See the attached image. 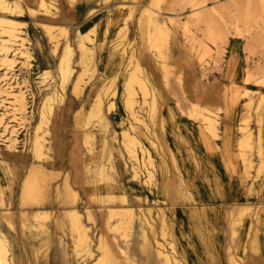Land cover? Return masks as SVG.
I'll use <instances>...</instances> for the list:
<instances>
[{
    "label": "rangeland",
    "instance_id": "374dc122",
    "mask_svg": "<svg viewBox=\"0 0 264 264\" xmlns=\"http://www.w3.org/2000/svg\"><path fill=\"white\" fill-rule=\"evenodd\" d=\"M120 1L126 3H120L115 14L116 35L111 10ZM250 1L255 0H54L56 7L51 5L49 13L36 9L38 0H9L13 9L0 13L24 20L19 24V32L24 37L28 33L24 44L22 37L15 40L8 33H0V89L4 91L0 93V211H12L10 218L0 216V238L6 245L9 264H98L102 239L107 243L108 264L132 263L124 260L127 249L138 262H145L148 256L139 249L144 240L151 245L156 240L165 243L173 251L171 255L179 258L178 264H202L197 229L176 222L169 216L167 205L164 220L159 207L154 208L173 203L171 180L176 182V203L221 208L217 222L207 227V233L218 246L222 264H264V205L259 202L264 201V126H260L255 115L259 100V108H264V17L257 8L260 1L254 3V9L249 7ZM145 5H150L153 18L164 23L162 27L167 26L168 36L154 38L156 27L143 14ZM122 11L126 18L122 19ZM40 20L53 23L49 25L52 29L46 26L45 31L44 24L37 22ZM91 20L95 22L93 30L78 33L83 51L80 61L81 49L74 33L76 28L85 29ZM122 25L124 32L120 31ZM67 42L73 48L68 45L64 58L68 61L73 54L74 70L62 88L63 72L60 79L58 63ZM113 57L118 61L108 70ZM188 66L197 73H191ZM43 68L49 69L50 75L41 83ZM132 75L145 80L148 91L156 94L158 106L163 98L167 107L157 108L154 114L149 106L153 93L142 91L139 82L130 79ZM128 88H132L130 94ZM54 90L58 92L49 99L46 109L51 107L53 111H48L49 118L39 124L43 102ZM91 90L99 93L96 99H101L105 123L94 109L88 113L96 102L93 94L86 104ZM17 99H23V107ZM107 100L112 101L105 109ZM169 103L177 109L179 122L168 117L173 112ZM114 112L122 116L114 119ZM161 116L166 117L165 121ZM259 118L263 119L262 113ZM181 119L187 120L195 128L194 134L203 136L206 142L186 138ZM246 123L242 132L236 128ZM261 127L259 149L255 138ZM127 130L136 137L128 147ZM248 131L250 146H241ZM170 132L178 134L182 141L185 139L183 145L189 149L192 160L183 162L179 157L178 161L193 171L195 185L183 181L181 171L174 165L175 147L167 137ZM242 133L238 145L236 141ZM226 150L237 154L236 166H232ZM202 154L215 166L210 171L211 179L220 178L219 197L200 193L213 188V182H206L201 173V163L206 162ZM246 155L251 158H245ZM81 160L86 173L79 184L74 174ZM34 167L44 169L40 179L29 174ZM231 169L237 170L238 176L233 172L232 176ZM172 170L174 177L167 181ZM27 176L28 182L34 179V188L39 180L40 191L23 196ZM68 180L77 191L73 204L62 200L61 190ZM54 182L57 191L53 190ZM146 188L155 192L149 193ZM137 194L141 197L137 198ZM144 194L151 199L144 201ZM51 195L61 200L59 207L55 199L48 202ZM222 201L226 206L232 201V206H222ZM207 203L221 205L205 206ZM111 206L133 209L123 213L118 209V214L109 216ZM148 206L150 210L141 209ZM72 207L82 214L88 242L75 235L67 220L61 221L65 209ZM45 208H49L48 214L35 220L34 209L41 216ZM231 208L234 212H230ZM243 209L249 211L248 215L243 214ZM23 211L29 217L26 224L21 216ZM255 230L260 238L253 241ZM54 237L60 240L54 241ZM214 254L210 250V255ZM248 256L252 261L247 262Z\"/></svg>",
    "mask_w": 264,
    "mask_h": 264
},
{
    "label": "bare ground",
    "instance_id": "6f19581e",
    "mask_svg": "<svg viewBox=\"0 0 264 264\" xmlns=\"http://www.w3.org/2000/svg\"><path fill=\"white\" fill-rule=\"evenodd\" d=\"M256 1H258V0H255V1H250V3H249V7L251 8V9H254L253 8V6H255V2ZM260 1V3H259V6L257 7L258 8V10H259V12L261 13V17H264V3H263V0H259ZM201 2H199V3H194V5L195 4H200ZM36 4V3H35ZM14 5L15 6H19V4H18V2H15L14 3ZM21 5V4H20ZM51 5H54L55 6V3H54V0H38V5L36 6V9H39V8H42L43 10H46V11H50L49 13H51V10H49L50 9V7H51ZM256 5H258V3H256ZM38 7V8H37ZM7 10L8 9V11L9 10H11V9H13V6L12 5H10V3H9V0H0V10ZM15 9V8H14ZM23 9V8H22ZM149 9H150V5H145V9H143V14H145V15H147L148 17H149V20L151 21V22H153L154 24H155V27H156V34H155V37L154 38H156V39H158V38H165V36L167 35H169V33H168V31H167V26L166 27H162V24H164V23H162V24H160L161 23V20H159V18H157V17H155L154 16V18L152 17V14H150V12H149ZM197 9V7L194 9V10H196ZM33 10H35V9H33ZM14 11V10H13ZM21 11V10H20ZM23 11V10H22ZM257 11V10H256ZM12 14V13H11ZM197 14V13H196ZM259 14V13H258ZM260 15V14H259ZM147 20V19H146ZM164 22V21H163ZM21 23H24V21H21L20 19H17L16 17H13V15L12 16H10V15H6V14H2V13H0V33L1 32H5V33H8L9 34V36H11V37H13L15 40H18V38H21L22 40H23V44H24V39H27V36H28V33L25 35V37L24 36H22V34L23 33H21V32H19V24H21ZM46 26H47V24H46ZM45 26V27H46ZM165 26V25H164ZM48 27V29L50 30V29H52L51 27H49V26H47ZM63 27V26H62ZM125 28H124V25H122V29H121V32H124L125 30H124ZM65 30V29H64ZM24 32V31H23ZM49 33V32H48ZM2 34V33H1ZM152 40H154V39H152ZM77 42H81V38L79 37V34H78V37H77ZM1 44V43H0ZM85 46V45H84ZM84 51H86V50H84ZM24 52L25 53H27V48L26 49H24ZM6 58L7 59H11V60H13L12 58H9V57H7L6 56ZM64 57H62V59H63ZM62 61V60H61ZM63 66H62V69H60V70H62V72H63V79H62V82H61V86H62V88H64L65 87V85H66V83H67V80H68V78L70 77V75H71V73H72V67H71V65H70V63H68V62H66V60H65V58H64V61H63V64H62ZM47 74H48V77H49V70H47V71H44V72H42L41 73V80H40V82L42 83L44 80H45V78H46V76H47ZM62 74V73H61ZM62 76V75H61ZM130 79L133 81H138L139 82V85L142 87V91H144L146 94L148 93V92H150V93H153V91H148V87L146 86V83H145V80L144 79H142V78H140V77H137V76H135V75H132L131 77H130ZM183 79V78H182ZM130 91H132V88H128V94H130ZM2 92H4V91H1V89H0V93H2ZM57 90H54V91H51V93L50 94H48L47 96H46V98H45V101L43 102V106H42V108H41V119H40V121H39V124H41V122H43V121H45V120H47L48 118H49V116H48V111H49V114L50 113H52V108L50 107V109L49 110H46V109H48L49 107L47 106V105H50V103H49V99L50 98H54L55 97V95L57 94ZM8 93V92H7ZM156 95V94H155ZM155 95H154V93H153V96H152V100L151 101H149V106H150V109H151V111H153V113L155 114L156 113V111H158L159 109H157V108H159V107H162L163 109H165L166 107H167V104H166V102H165V100L162 98V101H161V103H160V105L158 106L157 105V103H156V100H155ZM97 97H99V95L97 96ZM205 99H206V96H205ZM18 100V99H17ZM18 101H20V105H22L21 107H23L24 106V101H23V99H21V100H18ZM96 102L94 103V106L90 109V111H88V113L90 114L91 113V111L94 109V111H96V114H97V116L99 117V119H100V121L101 122H104L105 121V118H104V114H103V111H102V104H101V99L100 98H97L96 100H95ZM251 102V101H250ZM47 103H49V104H47ZM54 103V102H53ZM127 104L128 105H130L131 104V97H129L128 99H127ZM169 104H172V103H169ZM214 106V105H213ZM170 107V106H169ZM174 107V106H173ZM214 108V107H213ZM172 109H174V108H172ZM165 111V110H164ZM170 111H173V110H170ZM93 112V111H92ZM174 112H172V114H173ZM175 114V113H174ZM94 115V114H93ZM208 115H210V114H208ZM92 116V115H91ZM152 116V115H151ZM162 116H164V115H162ZM161 116V120H163V121H165V118L166 117H162ZM171 117V116H170ZM173 117V116H172ZM176 117V116H175ZM160 118H158L157 120H159ZM208 119H212V118H208ZM214 119V118H213ZM156 120V119H155ZM166 120H168V119H166ZM173 120H174V118H173ZM176 120V119H175ZM215 120V119H214ZM161 122V121H160ZM159 122V123H160ZM176 122V121H175ZM105 123V122H104ZM209 124H210V122H209ZM210 126H212V123H211V125ZM247 127V126H246ZM41 129V128H40ZM125 133H126V141H125V144H126V147H128V146H130L131 144V142L133 143L134 142V140H135V138L136 137H134L133 135H130V133L128 132V131H125ZM206 133V132H205ZM245 140H244V142L242 143V145L241 146H247V147H249L250 146V138H251V133L248 131V132H246L245 134ZM243 135V136H244ZM41 136V135H40ZM36 138V137H35ZM40 138V137H39ZM205 139V138H204ZM37 140V139H36ZM206 140V139H205ZM242 142V141H241ZM36 143V142H35ZM34 143V144H35ZM241 144V143H240ZM211 145V144H210ZM35 147H36V144H35ZM37 149H38V147H36ZM169 148V147H168ZM142 149H143V147H142ZM187 149V148H186ZM246 149V148H245ZM133 150V148H131V151ZM134 150H136L135 148H134ZM145 150L143 149V152H144ZM245 151V150H244ZM38 152H41V148H40V151H37V154H38ZM128 153H129V151H128ZM145 153V152H144ZM40 154V153H39ZM38 154V155H39ZM45 155V154H44ZM145 156V155H144ZM150 157L151 156H149V160H150ZM226 158V157H225ZM174 159V158H173ZM176 159V158H175ZM175 161V160H174ZM138 162V161H137ZM177 162V161H176ZM244 162V161H243ZM252 163V162H251ZM244 164V163H243ZM250 164V163H249ZM249 164H247L248 166H249ZM139 165V164H138ZM245 165V164H244ZM38 169V167H34V168H32V170L30 171V173L29 174H32V175H34V176H36L37 177V179H40L41 178V176L44 174V172L45 171H43L42 169H40V170H37ZM105 170V169H104ZM248 172V171H247ZM28 174V175H29ZM246 176H247V174L248 173H244ZM35 177V178H36ZM245 177V176H244ZM109 178V177H108ZM243 178V177H242ZM110 179H112V178H110ZM32 180V179H31ZM34 180V179H33ZM32 180V181H33ZM36 180V179H35ZM32 181H30V182H28V176H27V180H26V182H25V185L23 186L24 187V190H23V188H22V190H23V196H29V195H31L30 194V192H32L33 190H36L35 192H38V191H40V186H39V180H36V181H38V186L36 187V188H34L35 187V185H34V187H32V184L34 183H32L31 184V182ZM35 181V182H36ZM243 182H245L246 181V179L244 178L243 180H242ZM109 182V181H108ZM37 183V182H36ZM217 185V184H216ZM65 189H66V195L72 200L73 199V202L74 201H76V199H77V191H75L70 185H69V183L67 182L66 183V186H65ZM33 193V192H32ZM63 193V192H62ZM37 194V193H36ZM121 201H126V197L125 196H122L121 197ZM71 203V202H70ZM71 204H73V203H71ZM197 205V204H196ZM172 206V205H171ZM174 206V205H173ZM178 206V205H177ZM194 206V205H193ZM182 207V206H181ZM197 207H198V205H197ZM118 209H121V210H123L121 213H123V212H125V210L127 211V210H131V209H133V208H131V207H121V208H116V207H110V209H109V216H112L113 214H115V213H117L118 211ZM148 209L150 210V208L148 207ZM159 209H160V211L162 212V219L164 220V219H166L165 218V209L163 208V207H159ZM145 210V209H144ZM204 210V209H203ZM231 210H232V212H234V210L235 209H232L231 208ZM230 210V211H231ZM243 210H245V209H243ZM88 211V210H87ZM202 211V210H201ZM48 211H46V210H42L41 211V216H39V214H35V219H38V218H40V217H43V216H45L46 214H48L47 213ZM90 212V215H91V211H89ZM150 212V211H149ZM170 212L172 213V215L175 217L176 216V207H170ZM205 212V211H204ZM248 213H249V211H247V210H245V211H243V214L244 215H248ZM25 214H27V211H23L22 212V214H21V216H22V218H23V220H25V222H26V217H25ZM64 214V217H65V219L70 223V227H71V229L73 230V231H75V235H76V233H77V235L80 237V239L82 240V241H85V242H88V240H89V237H88V234H86V232H85V229H86V227H85V225H83V221H82V219H81V213L79 212V210L77 209V208H66L65 209V212L63 213ZM118 214V213H117ZM126 214V213H125ZM124 214V215H125ZM132 214H134L133 212H132ZM242 214V215H243ZM28 215V214H27ZM89 215V216H90ZM131 215V214H130ZM205 215V214H204ZM0 216H3V217H6V218H10V216H12V211L11 210H9V209H7V210H4V211H2V212H0ZM195 216V215H194ZM14 217V216H13ZM124 217V216H123ZM207 217V216H206ZM12 218V217H11ZM127 218V217H126ZM44 219V218H43ZM124 219V218H123ZM122 219V220H123ZM197 218L195 217V220H196ZM41 220V219H40ZM42 221V220H41ZM124 221H126V220H124ZM196 221H198V220H196ZM207 221V220H206ZM13 222V221H12ZM24 222V223H25ZM147 223V222H146ZM163 223V222H162ZM199 223V222H198ZM26 224V223H25ZM118 225V224H117ZM210 225V224H209ZM249 225H250V223H249ZM41 226V225H40ZM150 226V225H149ZM144 227V226H143ZM250 227V226H249ZM163 229V228H162ZM200 230H202L201 228H199ZM199 230V231H200ZM154 231V230H153ZM146 232V231H145ZM204 231H201L200 233H199V236L201 237V238H203L204 239V243L207 245L206 247H207V250H203L202 249V254H203V259H202V264H222V262H221V258L219 257V250H218V248H217V245L215 244V242L209 237V236H205V234L203 233ZM206 232V231H205ZM157 234V233H156ZM257 231L255 230L254 231V239H253V241H256V238H257ZM144 235H146V234H144ZM76 237V236H75ZM74 237V238H75ZM192 237V236H191ZM78 238V237H77ZM77 238H76V240H77ZM90 244V243H89ZM253 244V243H252ZM255 244H256V242H255ZM80 244L79 243H77V246H79ZM82 245V244H81ZM80 245V246H81ZM86 245H88V244H86ZM106 245H107V243H106V241L105 240H101L100 241V244H99V247H100V249L102 250V255L99 257V262H98V264H108L110 261H109V258L107 257L108 255H107V251H106ZM142 248H141V252H144L143 254H147V260L145 261V262H138L132 255H131V252L127 249L126 250V252H125V257H124V260H129L130 262H132V263H130V264H178L180 261H179V258H176V256H173V255H171L172 254V250H168V248L165 246V243H163V242H161L160 240H156L155 241V244H154V246L153 247H151V243L150 244H148V243H146V241L144 240V242L142 243ZM172 248H173V246H171ZM194 247V246H193ZM152 248H154V249H152ZM257 248V247H256ZM125 249V248H124ZM167 249V250H166ZM184 249V248H183ZM210 250H214L215 251V254L214 255H210ZM90 251V250H89ZM6 252V245L2 242V240H1V238H0V264H9V262L6 260V257H5V253ZM198 252V251H197ZM182 253V252H181ZM193 254V253H192ZM194 255V254H193ZM185 256V255H184ZM189 257V256H188ZM154 258H155V260H154ZM251 258V256H248V259H247V262H248V260H249V262L250 261H252V258ZM144 259H145V257H144ZM230 260L231 261H233L232 260V258H230ZM109 261V262H108ZM128 261V262H129ZM187 261V260H186ZM127 261H126V263H128ZM254 262V261H253ZM197 263V262H196ZM233 263H234V261H233ZM234 264H238V263H234Z\"/></svg>",
    "mask_w": 264,
    "mask_h": 264
},
{
    "label": "crops",
    "instance_id": "0c3cea01",
    "mask_svg": "<svg viewBox=\"0 0 264 264\" xmlns=\"http://www.w3.org/2000/svg\"><path fill=\"white\" fill-rule=\"evenodd\" d=\"M120 3H126V2H124V1H120V2H117V3H115V7H113V9L111 10L112 11V14H113V16H114V33L117 35V32H116V24H117V19H116V11H117V8L120 6ZM129 4V3H128ZM55 7H56V5H55ZM130 14V13H129ZM121 16H122V19L123 18H126V16L127 15H124V12L122 11V13H121ZM169 16H173V15H169ZM137 20H138V16H137ZM21 21H24V20H21ZM25 22V21H24ZM37 22H40V23H42V24H44L43 25V28L45 29L46 27V24H47V26H49V25H53V23H49V22H44V20H40V21H37ZM94 24H95V22H94V20H91L89 23H88V25L85 27V29H82V28H76V30H75V33H74V39H75V41L77 42V37H78V33L81 31V32H89V30H93V26H94ZM61 28H64L65 30H66V28L65 27H61ZM121 29H122V26H121ZM121 29H120V31H121ZM45 31H46V29H45ZM49 36V35H48ZM50 37V36H49ZM29 38H32V37H30L29 36ZM174 38V41L175 42H177V40H176V38L175 37H173ZM147 39V38H146ZM77 44L79 45V43L77 42ZM68 45L70 46V47H72L73 48V46L69 43V42H67V43H65V46H64V50H63V53L61 54V56H60V59H59V63H58V71H59V74H60V79L62 78V76H61V73H62V71L60 70L61 69V66H62V64H63V59H62V57H64V54H65V52L67 51V49H68ZM79 47H80V45H79ZM80 49H81V53H80V58H79V60L80 61H83V58H82V54H83V51H82V48L80 47ZM72 57H73V54L71 55V57H70V59H68V61H66V62H68V63H70V65H71V67H72V72H73V70H74V66H73V64H72ZM62 60V61H61ZM117 61H118V58L117 57H113L111 60H110V63H109V68H108V70L109 69H111V68H113L115 65H116V63H117ZM189 67V70H190V72L192 73H194V74H196L197 73V71L195 72V70H193V68H192V66H188ZM47 70H49V69H47V68H43V70H41V72L43 71H47ZM122 75L124 76V72L122 71ZM72 74V73H71ZM71 76V75H70ZM128 78V77H127ZM127 78L125 79V80H127ZM263 78V77H262ZM261 78V79H262ZM78 80V79H77ZM76 83V82H75ZM93 94H95V98H94V100L96 99V97H97V95L99 94L96 90H91V93L86 97V104L87 103H89V101H90V97L93 95ZM237 96V95H236ZM125 98H126V95H125ZM126 100V99H125ZM112 101V100H111ZM110 101V102H111ZM250 101V100H249ZM249 101H248V104H250L249 103ZM260 101V100H259ZM259 101H258V103H257V107H256V109H255V115H256V120L258 121V122H260V126H262V124H263V126H264V108H259ZM108 100L106 101V107H105V109L106 108H109V103H110ZM125 103H126V101H125ZM215 105V104H214ZM174 106V104H172L171 105V108L169 109V110H173V112L175 113L176 112V108H175V106ZM222 107V106H221ZM172 108H174V109H172ZM170 112H172V111H170ZM259 113H262V115H263V119L262 120H260V118H259ZM103 114H104V112H103ZM112 115V117L114 118V119H117V118H119V117H121L122 115L120 114V112H114L113 114H111ZM208 115V114H207ZM171 116V117H170ZM173 116V117H172ZM176 116V117H175ZM168 117L169 118H171V120L172 121H176V122H179V117H178V114H169L168 115ZM213 117V116H212ZM104 118H105V116H104ZM173 118H174V120H173ZM249 117H248V115L246 116V119H248ZM176 119V120H175ZM180 121H182L181 123H183V125H184V129H185V131H186V134H185V137L187 138H189V139H191L193 142H196L197 140H199V139H202V141H205L206 142V140L204 139V137L203 136H199V137H197L195 134H194V132L196 131L195 130V128L193 127V126H191L189 123H188V121L187 120H185V119H181ZM105 122V121H104ZM122 124H124V123H122ZM126 124V123H125ZM207 124V123H206ZM206 126H208V124L206 125ZM245 126H247V123L245 124V125H240V126H237L236 128L237 129H242L243 127H245ZM236 128L232 131V134H231V137L234 139V135H236V133H237V130H236ZM249 129H250V127H249ZM125 130V129H124ZM128 131V130H127ZM250 131L252 132V130L250 129ZM263 130H262V127L260 128V130H259V132H258V134L256 135L257 137L255 138L258 142V144H257V146H258V148L260 149V147H262V138H263V132H262ZM129 132V131H128ZM241 132H242V130H241ZM253 133V132H252ZM125 134V133H124ZM167 137H169V139H170V141H171V143H172V145L175 147L174 148V153H172L173 155V162H174V165H175V167L177 168V169H179L180 171H181V178H182V180L183 181H186V182H189V183H191L192 185H195L196 184V181H195V179H194V177H193V171H189L186 167H185V163H179V161H178V158L180 157L182 160H183V162L185 161V162H189V160H192V155H191V153H190V151H189V149H186L187 147H185V145H183V142H185V139H184V141H182V140H180V138L178 137V134H175L174 132H170V133H167ZM252 137H253V135H252ZM243 138V133L242 134H240V136L238 135V139H237V141L236 142H238V145L240 144V140ZM179 140H180V142H181V144L182 145H180L179 143ZM186 143V142H185ZM255 144V143H254ZM253 145V144H252ZM226 152H227V154L229 155V157L231 158V163H232V166H236L237 165V154L234 152V151H232V152H228V150H226ZM236 154V155H235ZM176 158V159H175ZM202 158H203V160L204 161H206V162H203L202 161V163H201V167L203 168V169H201V173H202V175L204 176V179L206 180V182H213L212 184H213V188H211L208 192H204V191H200V193H201V195L202 196H205V195H210V196H212V197H217L218 195H220V193H221V190H220V178H215V180H213V179H211V173H210V171H211V169H213V168H215V166H214V164H213V162L210 160V159H208V157L207 156H205V155H203L202 154ZM245 158H251V157H249V156H245ZM262 159V161H264V156L263 157H261ZM175 160V161H174ZM177 161V162H176ZM211 162H212V164H211ZM125 163H126V161H124V163H123V165H124V167H125ZM193 164V163H192ZM211 166V167H210ZM85 162L83 161V160H81V161H79V163L78 164H76V172H75V174H74V179L76 180V182H78L79 184L81 183V181H82V179H84V176H85V173H86V171H85ZM183 168V170H181ZM101 170H104L103 168H101ZM100 170V171H101ZM231 171V175L232 176H234L233 175V173H235V176H238V171L237 170H233V169H231L230 170ZM174 172H175V170H172V171H170V173L168 174V179H167V181L168 180H170V179H172L173 177H174ZM233 172V173H232ZM67 176V175H66ZM65 176V177H66ZM216 176V175H215ZM217 176H218V174H217ZM216 176V177H217ZM111 178V177H110ZM112 179H113V177H112ZM167 181H166V184H167ZM57 183V182H56ZM68 183H69V185L74 189V187L72 186V184H71V182L68 180ZM217 184V185H216ZM53 190H55L56 189V184H55V182H54V184H53ZM169 188L171 189V191H172V193H171V198H172V200H173V203L171 204V205H168V204H166V203H164L163 205L162 204H160V205H156L154 208H158V207H163L164 209L166 208L165 207V205H167V207H168V214H169V216L170 217H172L176 222H178V223H182V222H185L187 225H189V227L191 228V229H197V231H198V238H199V241L202 243V249L203 250H207V245L204 243V239L203 238H201L200 236H199V228H201L202 229V231H204L203 233L205 234V236H208V233H207V227L209 226V224H215L216 222H217V220H218V217H219V215H220V213H221V208L220 207H215V208H211V209H206V208H201V207H197V205H199V203H196V204H192V205H194V207H185V204L184 203H181V204H178V203H176L177 201H178V195H176V193H175V189H176V182L174 181V180H171L170 182H169ZM129 191H131L132 190V188L131 187H128L127 188ZM142 190L144 189L143 187L141 188ZM75 190V189H74ZM135 190H137V188L135 189ZM159 190H160V188H158L157 189V193L159 192ZM166 190H167V185H166ZM56 191H57V189H56ZM76 191V190H75ZM146 191H148L149 193L150 192H152V193H154L155 192V190H153V189H151V188H146ZM61 192H63L62 194H64L63 195V197H62V200H65V202L66 203H74V202H76V201H74L73 202V199L71 200L67 195H66V189L64 188L63 190H61ZM209 193V194H208ZM22 194V193H21ZM166 194H167V192H166ZM56 195L58 196V192H56ZM123 196H125V195H123ZM137 198H140L141 196L140 195H135ZM126 197V196H125ZM219 197V196H218ZM53 199H55L57 202H58V207H59V205L61 204V200H59L58 199V197H54L53 195H51V197L48 199V202L49 201H52ZM148 199H151L150 198V195H148V194H144L143 195V200L144 201H147ZM168 199V198H167ZM139 200V199H138ZM164 200V199H163ZM221 201V200H220ZM223 203L222 204H224V205H222V206H226L225 205V203H224V201H222ZM261 204L260 205H264V201H259ZM70 203V204H71ZM258 203V201L255 199V204H257ZM232 201H230V203H228L227 204V208H229V207H231L232 205ZM174 205V206H173ZM178 205V206H177ZM191 204H190V206H192ZM219 205H221V203H216V205H215V203H207V204H205V206H219ZM182 206V207H181ZM149 208H150V206H148ZM148 207H146V209L145 210H147L148 209ZM170 207H176V216L174 217L173 215H172V213L170 212ZM38 209H41V208H38ZM38 209H34V211H33V217H35V210H38ZM142 210H144L143 208H141ZM204 209V210H203ZM4 210H7V209H4ZM4 210H2V211H4ZM44 210H49V208H45ZM144 210V211H145ZM202 210V211H201ZM231 210V209H230ZM2 211H0V212H2ZM205 211V212H204ZM210 211V217L208 216V212ZM165 212H167V210L165 209ZM230 212H232V210L230 211ZM28 214V213H27ZM205 214V215H204ZM195 215V216H194ZM207 216V217H206ZM195 217L197 218L196 220H198V221H196L195 220ZM29 219V217H28V215H27V217H26V222H27V220ZM35 219V218H34ZM36 220V219H35ZM64 220H66L65 219V217L63 216V218L61 219V221H64ZM207 220V221H206ZM262 221H264L263 219H262ZM25 222V223H26ZM199 222V223H198ZM24 223V224H25ZM37 225V224H36ZM39 226L38 227H42V225L41 224H38ZM41 225V226H40ZM206 231V232H205ZM263 232V231H262ZM263 237H264V233H263ZM260 238V234H259V237L257 238V240ZM54 239V241H59L60 239L58 238V237H54L53 238ZM214 241V240H213ZM144 242V241H143ZM143 242H141L140 243V245H139V249L141 250V248H142V243ZM215 242V241H214ZM154 244H155V242H153V244L151 245V247H153L154 246ZM215 244H216V242H215ZM217 245V244H216ZM217 248H218V246H217ZM152 249H154V248H152ZM64 252H65V250H64ZM66 253H64V255H65Z\"/></svg>",
    "mask_w": 264,
    "mask_h": 264
}]
</instances>
